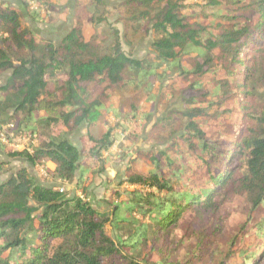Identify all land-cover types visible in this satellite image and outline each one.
<instances>
[{
    "label": "trees",
    "instance_id": "1",
    "mask_svg": "<svg viewBox=\"0 0 264 264\" xmlns=\"http://www.w3.org/2000/svg\"><path fill=\"white\" fill-rule=\"evenodd\" d=\"M18 1L21 9L0 2V75L8 73L0 113L11 112L16 125L0 124L6 136L0 157L32 168L51 163L47 174L60 187L37 183L25 168L0 180V264H233L237 254L241 264H258L264 258V0H122L124 27L152 34L149 59L123 53L118 38L109 49L87 41L78 18L61 39L45 40L25 27L23 12L43 23L49 0ZM188 10L191 17L183 15ZM173 71L182 102L177 128L161 149L140 153L146 171L127 167L126 184L138 189L110 214L72 194L74 181L84 194L86 171L68 134L114 111V87L149 95ZM26 138L37 145H7ZM92 142L91 156L99 159L113 147V131ZM6 168L0 161V177ZM228 229L233 237L225 243ZM248 234L253 245L233 251Z\"/></svg>",
    "mask_w": 264,
    "mask_h": 264
},
{
    "label": "rangeland",
    "instance_id": "2",
    "mask_svg": "<svg viewBox=\"0 0 264 264\" xmlns=\"http://www.w3.org/2000/svg\"><path fill=\"white\" fill-rule=\"evenodd\" d=\"M3 1L13 2V0ZM71 1L74 5L80 4L81 7H84L80 9L81 13L87 12V9L90 13V16L84 22L81 19L79 20L87 41L95 39L103 49H109L110 43L112 44L118 38L116 40L119 41L120 48L126 55L134 59L150 58L152 34L145 36L143 32H135L134 26H130V24H128V27H124V16L119 8L122 0H102L101 3L96 0H86V3H83V0ZM17 2V0H14V3ZM18 7H21L20 4ZM80 12L78 14L82 16ZM53 14L61 21L63 19L64 23H58L56 26V18H49V21L43 23H35L27 17L25 12H23V23L25 27L35 31L41 38L58 41L66 34L68 25L71 28L70 24L72 25L73 21L76 20H71L73 16L72 9L68 11L69 16L66 12H59L58 10ZM183 15L191 17L192 12L188 10ZM124 31L128 33L125 40L122 39ZM176 75L177 72L173 71L160 83H156L149 95L141 89H134L130 86L114 87L111 90L114 111L103 117L99 116L97 122L89 125L85 124L78 130L68 134L70 142L83 152L82 165L86 171L84 194L82 195L80 191L75 189V181L68 188L72 191V194L85 196L94 208L102 213L110 214L114 205L126 202L130 197V193L138 189V187L126 184L127 167H131L133 171H146L148 163L140 159V153L156 152L161 149L165 141L168 140L169 135L177 128L178 118H176L175 113L181 109L182 102L179 98V92L174 91L173 81ZM7 77L8 73L0 75V86L5 83ZM55 79L63 80V75L57 72ZM12 117L11 112L0 113V124L10 123L15 127V120ZM137 125L139 126L138 133H132L133 128ZM105 129L113 131L114 144L110 151L102 152L98 159V157L91 156L90 153V148L93 146L92 139L99 140ZM7 145L15 150H21L29 146H36L37 142H32L26 138L20 146H12V143ZM0 161L7 164L6 172L0 177V180H4L15 171L25 168L37 183L46 187H60V184L47 174V171L52 170L47 168L46 165L32 168L23 161L7 159L4 156L0 157ZM52 165L49 167L54 170ZM248 229L249 227L245 231L247 232ZM234 230L240 238L242 233H245L241 232V225L234 228ZM116 232L111 228H107V233L111 237H115ZM232 237L233 233L230 229L224 231L223 241L225 243L229 242ZM195 241L185 246V253L191 251V245ZM254 242V236L248 234L247 237L239 240L232 250L247 249ZM258 262V264H264V258H259ZM202 264L217 263L205 259ZM233 264H241L238 254L233 258Z\"/></svg>",
    "mask_w": 264,
    "mask_h": 264
},
{
    "label": "crops",
    "instance_id": "3",
    "mask_svg": "<svg viewBox=\"0 0 264 264\" xmlns=\"http://www.w3.org/2000/svg\"><path fill=\"white\" fill-rule=\"evenodd\" d=\"M18 1V0H17ZM78 1H80V0H78ZM1 2H3V3H5V4H8V5H10V6H12V7H15V8H21V7H18V3H19V1L17 2V3H14V0H13V2H6V1H3V0H1ZM49 2V5L51 6L50 8H49V13L46 15V17H45V21L44 22H46V21H49V18H56L55 20H57L55 23H56V26H57V24L58 23H64L63 22V19H62V21H61V19H58L57 18V16L55 15V14H53L54 12H56L57 10L60 12V11H62V12H66L67 13V16H69L68 15V11L70 10V9H72V11H73V16L71 17V20L73 19H76V18H78V20L77 21H79L80 19L82 20V22H84V20H87L88 19V16H90L89 14V11H88V9L86 10L87 12H84V10H83V12L84 13H81L80 12V9H82V8H84V7H81L80 6V4H77V5H74L72 2L73 1H71V0H49L48 1ZM83 3H86V0H83ZM30 6H32V8H35V5L32 3V2H30ZM81 13L82 14V16H79V14L78 13ZM42 13H44V15H45V12L43 11ZM43 15V14H42ZM61 18V17H60ZM65 20V19H64ZM55 25V24H54ZM66 25H68V24H66ZM72 25H73V23H72ZM72 25L70 24V27H72ZM64 26V25H63ZM70 30V28H69V25H68V30H67V32ZM66 32V33H67ZM64 36V35H63ZM62 36V37H63ZM61 39V38H60ZM50 165H52L51 163H47L46 164V166H47V168H49L50 170H52L53 171V169L52 168H50L49 166ZM52 166H54V165H52Z\"/></svg>",
    "mask_w": 264,
    "mask_h": 264
},
{
    "label": "built area",
    "instance_id": "4",
    "mask_svg": "<svg viewBox=\"0 0 264 264\" xmlns=\"http://www.w3.org/2000/svg\"><path fill=\"white\" fill-rule=\"evenodd\" d=\"M0 140H1V142H3V143L6 142L5 139H4L2 136H0Z\"/></svg>",
    "mask_w": 264,
    "mask_h": 264
}]
</instances>
